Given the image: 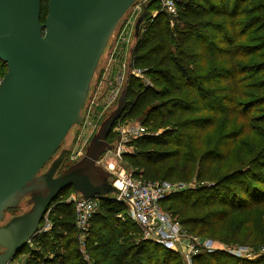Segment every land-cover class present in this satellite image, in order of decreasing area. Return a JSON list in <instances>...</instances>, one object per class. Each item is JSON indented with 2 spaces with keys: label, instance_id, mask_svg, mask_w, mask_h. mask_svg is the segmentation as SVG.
<instances>
[{
  "label": "trees",
  "instance_id": "trees-1",
  "mask_svg": "<svg viewBox=\"0 0 264 264\" xmlns=\"http://www.w3.org/2000/svg\"><path fill=\"white\" fill-rule=\"evenodd\" d=\"M154 6L145 5L130 63L151 86L128 77L106 141L118 122L139 120L145 133L123 155L133 176L194 183L164 197L161 209L189 235L257 252L264 247V0H180L172 27L165 13L151 15ZM5 72L0 62V79ZM67 193L75 194L65 189L49 207L51 228L20 251L23 264H184L177 253L132 240L140 230L109 197L99 198L90 220L86 262L74 207L58 200ZM255 255L218 250L192 264H264V251Z\"/></svg>",
  "mask_w": 264,
  "mask_h": 264
},
{
  "label": "water",
  "instance_id": "water-1",
  "mask_svg": "<svg viewBox=\"0 0 264 264\" xmlns=\"http://www.w3.org/2000/svg\"><path fill=\"white\" fill-rule=\"evenodd\" d=\"M137 1L47 0L41 22V0H0V62L6 68L0 82V264L19 255L65 189L84 200L116 193L107 170L88 173L101 154L114 149L106 140L123 111L130 74L81 161L61 170L67 154L62 151L42 169L82 122L100 59L117 24ZM146 13L142 4L134 39ZM24 199L29 210L1 224L4 213Z\"/></svg>",
  "mask_w": 264,
  "mask_h": 264
},
{
  "label": "rangeland",
  "instance_id": "rangeland-1",
  "mask_svg": "<svg viewBox=\"0 0 264 264\" xmlns=\"http://www.w3.org/2000/svg\"><path fill=\"white\" fill-rule=\"evenodd\" d=\"M151 1L155 0H138L125 13V15L117 24L92 78L90 89L82 111V122L78 126L73 127L68 132L56 153L42 169V172L47 169L50 162L54 160L62 151H67V156L63 161L61 170H64L67 167L75 166V164L77 165V163L81 161V157L84 154L85 148L92 138L93 134L96 133L99 124L102 120H105L104 118L108 117L114 111L116 101L122 88L125 85V81L129 74L137 76L138 78H140L143 84L151 86L149 78L144 76L142 72L139 75H135L133 71L137 69H133L132 67L129 68V65L131 63V52L133 51L135 45V39L133 36L135 21L141 14L142 4L147 5ZM179 1L180 0H176V5ZM155 4L156 6L154 7L156 8L151 9V15H156L158 12L165 13L160 3H156L155 1ZM165 15L166 19H168V22L170 23V26L172 27L173 19L167 16V14ZM138 127H143L139 120L124 119L116 124L115 128L111 132V136L108 138V142L113 145H118L121 140H128V142L125 143V150L127 151L129 149L128 144L133 140L131 138L130 132ZM100 149L101 146H98L96 148V151H99ZM100 160H102L103 165H106L107 163L115 164V166L117 167L132 172V170L129 168V164L123 158V156L121 157V159H118L115 153L111 151L101 154L98 159L94 161L93 169L90 170V173H88V175H94L96 173L93 172L95 169L100 170V172L103 171V167L97 163ZM95 177L96 175L91 178L94 180ZM193 184L194 183L192 181L191 183H187L185 185H187V187L189 188L192 187ZM70 196H72V194L67 193L65 194V196L60 197V199L58 200L66 204H71L69 202ZM27 210H29V206L26 204V200L24 199L18 204L16 208L7 210L4 213V219L1 224L6 223L11 217L20 215ZM119 215L120 217H122L121 214ZM125 219L126 218H121V220L123 221ZM48 221H50L49 218ZM183 231L186 232L184 229ZM131 237L132 240H137L140 238L142 239V234L141 232H139L137 235H132ZM196 238L199 239L198 241H212L215 248L224 249L223 252L225 253L230 249L241 251L243 252L241 253V258L246 259H253L256 256V253H262L264 251V247L256 252L248 246H228L211 240L207 237ZM77 244L78 249H80L81 245L79 243V240L77 241ZM30 245L32 247L34 244L31 242ZM179 250L180 252H178L177 254L182 258V261L185 264L184 255L181 253L183 249L180 247L178 248V251ZM199 253L204 252L200 251ZM81 254L83 255V259L86 262L92 263V261L86 254V251L82 250ZM20 259L22 258L18 257L15 263H21V261L23 260Z\"/></svg>",
  "mask_w": 264,
  "mask_h": 264
},
{
  "label": "built area",
  "instance_id": "built-area-1",
  "mask_svg": "<svg viewBox=\"0 0 264 264\" xmlns=\"http://www.w3.org/2000/svg\"><path fill=\"white\" fill-rule=\"evenodd\" d=\"M160 3L167 16L174 19L177 15L176 0H155ZM130 68V65H129ZM135 75L141 74L140 70L133 71ZM137 77V76H135ZM1 82V79H0ZM145 133L144 127H138L130 132L131 138H137ZM124 140L114 145L112 150L118 159L126 152ZM111 152V151H109ZM110 174V183L115 188L116 193L111 197L116 203L123 204L126 207V216L142 234V240L150 241L164 248L165 250L178 253V248H182V254L185 258V264H191L193 256L201 252H215L224 251V249L215 248L210 240H201L183 231L181 226L173 221L170 216L165 213L161 207L160 202L164 197L178 193L187 189L184 183H170L165 181L145 182L139 177H134L132 172L123 168L115 166V164L103 165L102 160L97 162ZM191 186V185H190ZM69 202L74 207L75 220L74 225L77 230V237L81 248L80 252L84 251V241L86 239L91 218L98 212L100 201L98 198L81 199L76 194L69 197ZM50 209L47 210L44 218L35 235L44 233L51 228L48 221V214ZM117 218H121L120 215ZM31 240L28 241L27 246L30 245ZM226 253L241 257V251L230 249ZM24 261L25 255H18L8 264H23L15 263L17 258Z\"/></svg>",
  "mask_w": 264,
  "mask_h": 264
}]
</instances>
